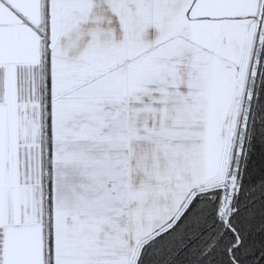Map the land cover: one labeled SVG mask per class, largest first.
<instances>
[{
  "label": "snow or ice",
  "instance_id": "snow-or-ice-1",
  "mask_svg": "<svg viewBox=\"0 0 264 264\" xmlns=\"http://www.w3.org/2000/svg\"><path fill=\"white\" fill-rule=\"evenodd\" d=\"M0 264H264V0H0Z\"/></svg>",
  "mask_w": 264,
  "mask_h": 264
}]
</instances>
